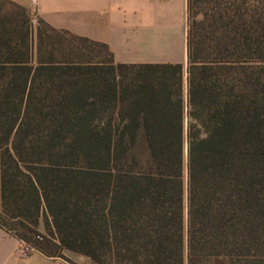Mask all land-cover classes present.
I'll return each mask as SVG.
<instances>
[{
	"label": "trees",
	"instance_id": "obj_1",
	"mask_svg": "<svg viewBox=\"0 0 264 264\" xmlns=\"http://www.w3.org/2000/svg\"><path fill=\"white\" fill-rule=\"evenodd\" d=\"M187 9L184 71L0 0L1 229L67 262L264 264V0Z\"/></svg>",
	"mask_w": 264,
	"mask_h": 264
},
{
	"label": "crops",
	"instance_id": "obj_2",
	"mask_svg": "<svg viewBox=\"0 0 264 264\" xmlns=\"http://www.w3.org/2000/svg\"><path fill=\"white\" fill-rule=\"evenodd\" d=\"M51 28L107 47L115 64L187 66V0H6ZM0 228V264H74L39 252Z\"/></svg>",
	"mask_w": 264,
	"mask_h": 264
},
{
	"label": "rangeland",
	"instance_id": "obj_3",
	"mask_svg": "<svg viewBox=\"0 0 264 264\" xmlns=\"http://www.w3.org/2000/svg\"><path fill=\"white\" fill-rule=\"evenodd\" d=\"M183 70L185 71L184 68ZM40 232L44 234V230L42 227H40ZM63 255L65 256L66 259L73 262L74 264H95L89 258L76 254V253L65 251ZM216 264H220V263H216Z\"/></svg>",
	"mask_w": 264,
	"mask_h": 264
},
{
	"label": "built area",
	"instance_id": "obj_4",
	"mask_svg": "<svg viewBox=\"0 0 264 264\" xmlns=\"http://www.w3.org/2000/svg\"><path fill=\"white\" fill-rule=\"evenodd\" d=\"M32 252H35L32 248H29L26 244L20 242V247L16 253L20 256H26Z\"/></svg>",
	"mask_w": 264,
	"mask_h": 264
}]
</instances>
